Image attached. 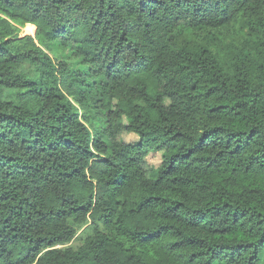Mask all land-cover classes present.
I'll return each instance as SVG.
<instances>
[{
    "label": "trees",
    "instance_id": "obj_1",
    "mask_svg": "<svg viewBox=\"0 0 264 264\" xmlns=\"http://www.w3.org/2000/svg\"><path fill=\"white\" fill-rule=\"evenodd\" d=\"M0 264H264V0H0Z\"/></svg>",
    "mask_w": 264,
    "mask_h": 264
},
{
    "label": "rangeland",
    "instance_id": "obj_2",
    "mask_svg": "<svg viewBox=\"0 0 264 264\" xmlns=\"http://www.w3.org/2000/svg\"><path fill=\"white\" fill-rule=\"evenodd\" d=\"M25 27H23L21 29V32L23 34H31L30 29H25ZM34 33H32L31 35H33ZM120 138L125 141V142H131V141H136V137L133 135H129V134H123L120 135ZM138 139V138H137ZM160 162V157H158V155H154V154H150L149 156H147V163L150 166H156L158 165V163ZM82 239H83V234L81 233V231H79L77 233V235L74 237V239L72 241H70L69 243H67L66 245H62V246H72V247H77L78 245H80L82 243ZM60 246V245H58ZM61 247V246H60Z\"/></svg>",
    "mask_w": 264,
    "mask_h": 264
}]
</instances>
